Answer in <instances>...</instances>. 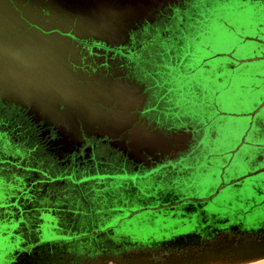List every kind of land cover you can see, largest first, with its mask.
<instances>
[{
  "label": "flooded vegetation",
  "instance_id": "obj_1",
  "mask_svg": "<svg viewBox=\"0 0 264 264\" xmlns=\"http://www.w3.org/2000/svg\"><path fill=\"white\" fill-rule=\"evenodd\" d=\"M230 3L179 1L152 21L142 19L122 42L79 41L92 52V61L93 56L100 60V72L111 71L116 81L135 86L132 91L144 100L141 110V102L133 110L135 124L167 137L192 127L190 145L176 155L145 153L138 158L109 134L82 128L81 139L72 140L60 124L0 98V264H84L100 256L185 252L221 239L264 234V199L242 215L215 208L228 193L247 196L249 202L264 196V184L253 183L264 175V143L249 150L247 128L242 142L217 149L223 139L217 126L223 120H206L189 107L190 93L218 103L216 89L204 86L208 80L221 88L230 74L250 72L253 64L264 63V53H257L264 41L255 37L264 36V0H238L240 9L261 16L256 26L261 31L228 27L227 33L241 41L239 48L219 52L198 67L191 64L198 50L213 48L201 44L212 36L214 22L220 19V26L227 27L222 16ZM249 42L258 46L253 54L245 47ZM218 57L232 63L209 65ZM92 68L99 71L96 64ZM176 70L183 80L173 75ZM197 71L199 80H191ZM261 73L252 78L262 87ZM180 95L184 105L178 102ZM250 106L252 110L239 116H222L232 121L243 117L252 127H264V118H255L264 109V98ZM182 239L185 244L169 247L168 242Z\"/></svg>",
  "mask_w": 264,
  "mask_h": 264
},
{
  "label": "rangeland",
  "instance_id": "obj_2",
  "mask_svg": "<svg viewBox=\"0 0 264 264\" xmlns=\"http://www.w3.org/2000/svg\"><path fill=\"white\" fill-rule=\"evenodd\" d=\"M155 2V0H0V88L13 91L15 85V88L27 87L31 91H38L40 99L45 97L43 101L46 105L37 99L39 98L37 95H31V98L35 99L43 111L52 117V121L61 125V129L67 133L66 136L72 140H80L82 128L88 133L109 134L125 150L138 158H144L145 153L153 154L155 157L163 156L169 147L171 148L169 152L174 151L180 143L185 142L183 138H180L182 133H175L177 138L173 144L165 138L166 135L149 132L145 126L135 124L137 114L136 111L133 113V110H136V106L141 102V98L132 91L135 86L125 81H116V75L111 71L108 74L100 72L102 70L98 65L100 60L93 56L92 61L90 56L92 52L79 43L85 40L103 41L107 45L122 42V37L134 28L127 27L133 17L151 7ZM222 19L227 21L224 24L227 27L220 26V19L217 23L214 22L211 29L212 36H205L201 44L203 47L211 45L213 48L202 51L200 49L202 46H198L200 50L194 58H191L193 66L198 67L203 60L234 45L239 46L241 41L237 40V36H230L227 33L228 27L238 30L244 27L248 28L249 32L261 31L256 27L260 23L261 16L255 14L253 9H246V11L240 9L238 0H231ZM124 28H128L126 33H122ZM36 36L39 41L46 44L44 45L45 55L47 52L50 55V58L48 56L45 61L42 56L31 61L26 55V48L37 47V42L32 39ZM255 37L264 41V36ZM17 45L20 48L17 49ZM49 47L52 49L48 50ZM245 47L252 54V50L258 48L250 42L246 43ZM259 48L261 50L257 53L262 55L264 44H260ZM22 50H25V54ZM34 53L37 54L38 50H34ZM50 62L55 63H52L53 67L50 66ZM214 62L217 65L223 62L230 65L232 60L218 57L208 63L210 65ZM94 64L98 67V72L93 70ZM212 69L218 70V66ZM256 72L264 74V63L253 64L250 72L244 70L235 76L230 74L229 80L223 83L222 91L220 87L208 80L209 83L206 82L204 86L216 89L219 93L217 104L209 103L205 99L200 100L190 93L189 107L195 113L202 114L206 120L213 119L215 123L223 120V123L217 126L223 136V139L217 143L219 146L217 149L223 150L224 146L234 147L240 141L242 142V134L247 128H251L247 136V143L251 144L249 150L255 143H264V134L260 132L264 128L262 125L255 123L252 127L251 123L242 119L243 117L232 121L231 116L225 118L222 116L224 113L228 115L237 113L238 116L240 113H247L252 110L250 106L252 103L254 105L256 100H263L264 86L261 87V83L252 78V74ZM15 74L21 77L20 81L18 80L19 85L17 84L20 87L16 86L17 82L14 81V83L9 77ZM104 74V79H101ZM179 74L177 70L173 73L175 76H180ZM199 74L197 71V76L191 80H199ZM168 77L165 74V80H168ZM181 80L183 79L180 76L178 81ZM215 81L218 80L215 79ZM11 83L14 85L11 86ZM180 97L178 102L184 105V95ZM260 117L264 118V109L255 117L256 121L261 120ZM86 126L91 128L88 130ZM141 135L155 137L162 143L155 142L156 146L154 145L155 147L150 150L149 146L139 142ZM170 139L173 140V137L170 136ZM246 153L244 155H250L251 161L255 159L252 152ZM257 181L260 184L255 185H263L264 175L257 176L253 183ZM248 199L250 198L247 196L240 197L228 193L226 197H220L215 208H224L233 212L234 215H242L244 211L258 207L264 196L257 201L249 202ZM263 248L264 241L237 243L234 239H221L191 251L173 252L171 250V252H159L156 255L151 253V257L143 255L104 257L84 264H264L263 252H256V255L246 254L251 249L261 251Z\"/></svg>",
  "mask_w": 264,
  "mask_h": 264
},
{
  "label": "water",
  "instance_id": "obj_3",
  "mask_svg": "<svg viewBox=\"0 0 264 264\" xmlns=\"http://www.w3.org/2000/svg\"><path fill=\"white\" fill-rule=\"evenodd\" d=\"M155 1L156 2L151 7H148L144 11L138 13L137 16L133 17V20H131V23L127 27L128 28L129 27H135L136 24L140 23L141 20L144 19V18L147 19L148 21H152L155 18L156 14L160 10H163L166 6L172 5L173 3H178L179 1H185V0H155ZM128 28H124L122 33H126ZM32 39H34L37 42V44H36L37 47L26 48L25 50H27L26 51L27 57L31 61L32 60H36V57H40V56H42L44 61L46 60L45 58H48V56L50 58V55H49L48 52L45 55V53H46L45 51L46 50H44V48H45L44 45L46 46V44L41 42V40L39 41L37 39V36L32 38ZM19 45L16 46L17 49L20 48ZM51 49H50V47L48 48V50H51ZM25 50H22V51H24V54H25ZM34 50H38V53L35 54ZM17 51L21 52V50H17ZM43 54L45 56H43ZM52 63L55 64L54 62H50L49 64H50L51 67L54 66ZM0 98H2L4 101H8L11 104H15L17 106H21L23 109H30L31 113L35 114L41 120L45 119V120L51 121L52 124L55 123L54 121L51 120L52 117L48 116L43 111V108L41 106H39V104L35 101V99L31 98V96L29 97V95L18 94V93L13 92L12 90H10L8 88L5 89V88L1 87L0 88ZM144 98H146V97H144ZM143 103H144V100H142V102H141V104H140V106L138 108L139 110H141V108L143 106ZM188 129H189V131H187V130H182L181 131V133H182L181 135L184 138L187 137V139L184 142L185 145L183 146V148L178 149L177 152L183 151L191 143L189 138H191V136H192V132H191L192 131V127H189ZM172 137H173V140L170 139V137H167V136L165 138L169 139L173 144H175V138H177V134L174 133L172 135ZM177 152L175 153V155L177 154ZM261 231H263V230H261ZM187 237H189L191 240L195 239V237H193L192 235L190 236L189 234L187 235ZM234 240L237 243H241V242H263L264 241V234H261V235H258V236H254V237L251 236V237L234 238ZM185 243H186V241L184 239H182L181 241H176V240L175 241H170V242H168V245H169V247H173V246H180V245L185 244ZM131 255H143V256H147V257H151L152 256V254L150 252L134 253V254H131ZM104 257H106V258H120V256H100L97 259L104 258ZM121 257H124V256H121ZM93 260H96V259H92L90 261H93Z\"/></svg>",
  "mask_w": 264,
  "mask_h": 264
},
{
  "label": "bare ground",
  "instance_id": "obj_4",
  "mask_svg": "<svg viewBox=\"0 0 264 264\" xmlns=\"http://www.w3.org/2000/svg\"><path fill=\"white\" fill-rule=\"evenodd\" d=\"M92 1V0H91ZM97 59V58H96ZM95 59V60H96ZM98 63V62H97ZM108 74V73H107ZM6 77H7V75H6ZM9 77H11V80H13V82L15 81V82H17L16 83V86H18L19 84V81H20V79H21V77L18 75V74H15V75H12V76H9ZM111 77V76H110ZM8 78V77H7ZM112 78V77H111ZM19 80V81H18ZM14 82V83H15ZM13 83H11V86H13L12 85ZM18 84V85H17ZM18 87H20V86H18ZM14 92H16V93H18V94H22V95H37L39 98H37V99H39L40 101H41V103H43L44 105H46V102L45 101H43V99L45 98H43V97H41L42 99H40V93L38 94V91H31V90H29L27 87H25V88H15V85H14ZM118 90V89H117ZM119 92V91H118ZM118 92H116V93H118ZM120 93H121V90H120ZM123 93V92H122ZM42 95V94H41ZM118 95H120V94H118ZM130 96V95H129ZM51 109H53V107H51ZM124 116V115H123ZM125 120V119H124ZM75 126H76V124H75ZM87 128H88V130H89V128H91V127H88V126H86ZM91 130V129H90ZM159 133V132H158ZM142 134V133H141ZM155 134H156V132H155ZM174 134V133H173ZM172 134V135H173ZM140 135V134H139ZM138 135V136H139ZM145 135V134H144ZM144 135H141L140 136V141L139 142H141V143H143V145L145 144V146H149L150 147V150H152L155 146H156V144H160V143H162V142H159L158 140H156L155 139V137H152V136H145V137H142V136H144ZM171 135V136H172ZM163 136V135H162ZM81 135H80V139H81ZM136 138V137H135ZM180 138L182 139V140H184L185 141V139H187V137L186 138H184L182 135L180 136ZM162 139V138H161ZM160 139V140H161ZM164 141H166V140H164ZM155 142H156V144H155ZM139 144V143H138ZM155 145V146H154ZM185 144L184 143H180V146L178 147H176V148H174L175 150L174 151H178V149H180V148H183V146H184ZM145 148V147H144ZM134 149V148H133ZM147 149H149V148H147ZM170 147L169 148H167V152H169L170 151ZM140 155H141V153H139ZM139 154H138V156H139ZM158 155V154H157ZM163 155H165V154H163ZM157 157V156H156ZM259 246V245H258ZM261 247V246H260ZM253 249V248H252ZM250 250V251H248L246 254H251V255H256L255 253L257 252H263V254H264V248L263 249H261V251L260 250H257V251H253V250ZM244 252V251H243ZM242 252V253H243ZM259 258V257H258ZM264 259V258H263ZM258 260V259H257ZM263 263V262H262ZM96 264V263H95Z\"/></svg>",
  "mask_w": 264,
  "mask_h": 264
},
{
  "label": "trees",
  "instance_id": "obj_5",
  "mask_svg": "<svg viewBox=\"0 0 264 264\" xmlns=\"http://www.w3.org/2000/svg\"><path fill=\"white\" fill-rule=\"evenodd\" d=\"M245 37H247V36H241V39H244ZM239 45H240V44H239ZM238 47H239V46L236 45V46H234L232 49L236 50V48L238 49ZM222 87H223V85H222L221 88H220L221 91H222Z\"/></svg>",
  "mask_w": 264,
  "mask_h": 264
},
{
  "label": "crops",
  "instance_id": "obj_6",
  "mask_svg": "<svg viewBox=\"0 0 264 264\" xmlns=\"http://www.w3.org/2000/svg\"><path fill=\"white\" fill-rule=\"evenodd\" d=\"M175 150V149H174ZM167 153V149H166V151H165V153H163V154H166Z\"/></svg>",
  "mask_w": 264,
  "mask_h": 264
}]
</instances>
